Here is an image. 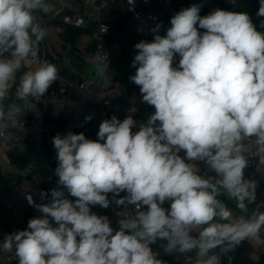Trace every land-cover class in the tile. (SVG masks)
I'll return each instance as SVG.
<instances>
[{"label":"clouds","instance_id":"9594fccd","mask_svg":"<svg viewBox=\"0 0 264 264\" xmlns=\"http://www.w3.org/2000/svg\"><path fill=\"white\" fill-rule=\"evenodd\" d=\"M200 7L177 12L163 36L156 24L153 41L134 46L129 79L155 109L147 122L133 132L131 115H113L100 123L97 140L54 136L58 187L47 203L34 205L41 215L25 230L5 234L0 251L14 252L18 264H165L151 247L165 240L166 253L185 254L191 264L189 253L195 264H221L220 254L259 238L264 211L248 214L257 185L244 177V141L254 139L264 165V33L246 12L217 8L202 17ZM49 11L48 0H0V129L14 125L29 98L44 96L58 78L55 64L39 61L46 30L36 14ZM257 16L264 17V0ZM26 62L35 67L21 73ZM14 85L22 104L6 108ZM196 162L215 175H201ZM113 201L135 209L117 213L118 230L91 212Z\"/></svg>","mask_w":264,"mask_h":264},{"label":"built area","instance_id":"2783aa9c","mask_svg":"<svg viewBox=\"0 0 264 264\" xmlns=\"http://www.w3.org/2000/svg\"><path fill=\"white\" fill-rule=\"evenodd\" d=\"M113 1L114 0H48L50 8L58 5L68 10L63 16V21L65 23L81 28L82 30H92L89 35L94 40V47L86 50L82 54V58L86 62L98 61L100 63V68H103V73L100 72L98 77H92L84 73L78 74L76 69L73 68L72 71L75 76L67 83L71 88H75L81 92L83 96L82 100L65 106L67 100L63 90L60 87L58 89L51 86L44 96L38 97V108L36 111L33 113H24L17 118L14 125L6 124L3 129H0V156L6 158V150L3 147V143L7 139H13L16 147H22L24 146V137L31 133L37 135V144L41 148L52 145V139L57 134L66 135L68 132L74 134L81 132L89 135L90 122L96 118L97 113L95 102H100L105 108L112 112L111 116L115 115L122 121L126 117L125 111L127 108L136 101V95L135 93L126 94V101L113 100V98L109 96L105 74L110 67L113 53L121 50L120 43L124 37L138 34H152V29L156 24H160L161 19L167 12L175 10L182 4L187 3L193 5L198 0H154L153 3H148L146 0H133V3H129V0H125L127 15L120 31L115 33L113 40H110L108 36L111 33L112 25L109 21L102 18V13ZM223 1L227 4L244 3L249 6H259V2L256 0H235V3H233L232 0ZM37 21L42 26L38 16ZM103 25L106 26L107 31H102ZM40 45V62L48 61L52 63V59L58 58L53 50L48 47L46 35ZM5 55L10 57V54ZM179 59L180 57H178V61ZM34 67L35 65L31 63L27 70L33 69ZM57 79H62L59 73ZM14 104L20 105L22 102L16 100ZM55 105L65 106L64 115L61 120H57L54 117V113L50 110V107ZM154 111L155 109L153 107L151 114H153ZM88 116H91L92 119L86 121L85 118ZM149 116L147 118H133L137 122V126L134 127L132 131H138L139 125L146 123ZM244 148L248 161V165L244 169V177L247 180L255 181L252 170L258 169L262 172L261 174L264 175V165L260 164V158L255 154L256 145L254 139L244 141ZM56 156V152H53L48 159L42 156V163L49 168L50 172L47 177L40 179L39 182L35 184H26L24 181L16 182L13 185V195L6 200L5 207L7 211L12 217L20 220L25 229L27 228L29 219L41 215L34 205L47 203L49 201L50 191L46 187L47 181L54 179L58 180V177L55 175V169L58 163ZM196 163L201 175L206 174L210 177L215 175L204 162ZM43 193H47L48 195L42 198ZM124 195H126V193L123 192L122 196ZM262 195L261 207L264 210V187L262 189ZM31 200L33 201L32 204L29 203ZM132 207L133 206H129V208L124 209V206H119L116 212L109 218L110 226L114 230L119 229L118 221L120 217L117 213L124 211L131 214L135 211ZM165 207H170V204H166ZM2 241L3 239H0V242ZM158 241L162 240H157V242ZM168 254L178 264H191L185 254L178 252ZM187 256L193 257V264H195V253H189ZM0 264H18V260L14 252L0 251ZM221 264H226L222 256Z\"/></svg>","mask_w":264,"mask_h":264},{"label":"crops","instance_id":"0c3cea01","mask_svg":"<svg viewBox=\"0 0 264 264\" xmlns=\"http://www.w3.org/2000/svg\"><path fill=\"white\" fill-rule=\"evenodd\" d=\"M154 0H146L148 3H153ZM195 4L200 5V15L206 16L215 9L219 8L226 11L234 12H246L249 14L253 24L256 26L257 31L264 33V17H258L257 12L259 6H249L244 3L241 4H227L223 0H198ZM190 4H182L175 10L169 11L161 19V27L159 29L160 35H165L169 27H171V18L180 10L190 7ZM68 10L55 5L50 8L48 13L38 12L36 15L40 18L43 28L46 30V43L50 49L58 56L57 59H52V63L58 69V73L62 79H57L53 83L60 87L67 100L68 106L70 104L79 102L82 100L83 96L81 92L75 88H71L68 85V81L72 80L75 76L72 69H76L78 74L84 73L92 76L100 75V63L98 61L86 62L82 58V54L94 47V40L89 35L92 30H82V32L74 37L71 41H66L60 36V24L63 21V16ZM124 13H127L125 0H114L102 13V18L106 19L111 23V25ZM198 27V25H197ZM203 31V29H199ZM154 39V34L144 35L138 34L135 36H126L120 43V51L114 52L111 60L110 67L105 74V81L108 87V94L113 100L126 101V94L135 93L136 101L127 108L125 111V116L131 115L132 118H147L153 111V106L148 105L146 102L142 101V96L139 87L135 85L129 77L134 75L136 68L132 67V61L137 54V49L135 45L140 41L152 42ZM41 45L39 46V50ZM178 55L175 57L174 66L178 65ZM31 65L30 62H26L24 68L21 69V73L28 69ZM20 73L17 74V83ZM16 101L15 99V85L13 86L10 97L5 101L6 108ZM65 106H51L50 110L54 113V117L57 120H61L64 115ZM95 107L97 110L96 118L90 122V134L86 135L91 140H97V134L92 132L91 126L99 128L100 123L105 119H111L112 112L105 108L100 102H95ZM38 108V97L29 98L28 109H25L24 113H33ZM3 147L6 150V158L0 156V168L2 174L11 182L9 193L6 198L0 201V210L2 215L10 223L12 233L20 230H25L22 226L20 220L12 217L7 211L5 205L6 200L13 195V185L18 181H24L26 184L38 183L40 179L47 177L50 172L49 168L42 163V156L48 159L51 154L46 156V148H54L52 145H47L41 148L37 144V135L31 133L24 137V146L16 147L14 145L13 139H7L3 143ZM183 156V153H180ZM20 164H22L24 171H20ZM31 165V169L25 171ZM253 177L255 180V175H260L262 172L258 169H254ZM23 173V174H22ZM57 179L48 180L46 187L51 192L52 189L57 188ZM263 189V187H261ZM67 196V193H65ZM69 199L73 197L68 196ZM225 200L227 206L234 211H236L235 203L227 199V197H220ZM50 200V198H49ZM166 206V205H165ZM259 211H264L263 209ZM237 214H239L237 212ZM251 214V211L248 213ZM55 226V225H54ZM165 240L158 241L151 247L155 253L158 254V258L169 264V260L172 259L168 253L164 250ZM219 252V250H217ZM226 264H262L264 263V228L261 229L259 238L246 239L241 242L234 251L230 252L227 256L220 254Z\"/></svg>","mask_w":264,"mask_h":264},{"label":"trees","instance_id":"16d2710c","mask_svg":"<svg viewBox=\"0 0 264 264\" xmlns=\"http://www.w3.org/2000/svg\"><path fill=\"white\" fill-rule=\"evenodd\" d=\"M257 2H259V0H256ZM126 13L122 14L113 24H112V28H111V33L108 36V38L110 40H113L115 33H117L118 31H120L123 22L125 20L126 17ZM82 32L81 28H77L74 26H71L65 22H61L60 24V36L62 37V39L66 40V41H71L74 39V37L78 34H80ZM55 88L59 87L57 85H54ZM92 132L94 133H98L99 128L94 127L93 125L91 126ZM81 132H78L77 134H80ZM84 134V133H83ZM86 136V134H84ZM86 138H88L86 136ZM89 139V138H88ZM54 150V148H46L45 149V154L46 156L49 157V155L51 154V152ZM23 165L20 164V171L23 172L24 168L22 167ZM255 182H256V201L255 203H253L252 205H249V211H253L256 209H260L262 210L261 207V201L263 198L262 195V189L261 187H264V175L260 174V175H255ZM11 186V182L2 174L1 168H0V201L4 200L6 198V196L9 193V189ZM123 195V192L120 193V196ZM112 198V194H109V199ZM75 199V198H74ZM165 206V205H164ZM119 206L116 205V203L113 201L110 205L109 208L105 209L99 205L93 206L91 207V212L97 214V215H103V216H107L108 218H110L118 209ZM12 233V229H11V225L10 223L6 220V218L2 215L1 210H0V239H4L5 234H11ZM264 259V258H263ZM264 261V260H263ZM169 264H178L175 260L170 259L169 260ZM264 264V263H262Z\"/></svg>","mask_w":264,"mask_h":264},{"label":"water","instance_id":"95a60500","mask_svg":"<svg viewBox=\"0 0 264 264\" xmlns=\"http://www.w3.org/2000/svg\"><path fill=\"white\" fill-rule=\"evenodd\" d=\"M90 76V75H89ZM92 76V75H91ZM92 77H98V76H92Z\"/></svg>","mask_w":264,"mask_h":264},{"label":"rangeland","instance_id":"374dc122","mask_svg":"<svg viewBox=\"0 0 264 264\" xmlns=\"http://www.w3.org/2000/svg\"><path fill=\"white\" fill-rule=\"evenodd\" d=\"M87 75V74H86Z\"/></svg>","mask_w":264,"mask_h":264}]
</instances>
